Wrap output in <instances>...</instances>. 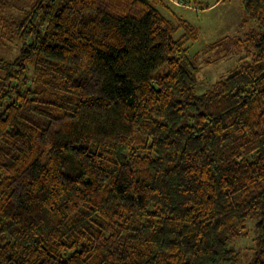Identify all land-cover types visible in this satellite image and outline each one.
<instances>
[{"label":"trees","instance_id":"1","mask_svg":"<svg viewBox=\"0 0 264 264\" xmlns=\"http://www.w3.org/2000/svg\"><path fill=\"white\" fill-rule=\"evenodd\" d=\"M170 2L0 0V264H264V0L200 93Z\"/></svg>","mask_w":264,"mask_h":264},{"label":"rangeland","instance_id":"2","mask_svg":"<svg viewBox=\"0 0 264 264\" xmlns=\"http://www.w3.org/2000/svg\"><path fill=\"white\" fill-rule=\"evenodd\" d=\"M177 1L180 2L178 6L170 2L175 13L199 29L198 39L187 46L190 56L194 57L198 53L201 69L198 74L197 91L200 93L239 63V58L245 52H239L235 39L251 31L254 25L244 11L242 0H198L191 2L190 5L182 0ZM10 13L16 14L15 11H11L4 15L9 16ZM224 37L226 44L214 46ZM209 46L215 49H208ZM0 54L13 58L17 50L15 46L4 48L0 50ZM248 227L245 234L234 240L235 247L242 253L243 262L248 261L254 247L253 224H249Z\"/></svg>","mask_w":264,"mask_h":264},{"label":"built area","instance_id":"3","mask_svg":"<svg viewBox=\"0 0 264 264\" xmlns=\"http://www.w3.org/2000/svg\"><path fill=\"white\" fill-rule=\"evenodd\" d=\"M175 4H177V5H178V4H180V2H175Z\"/></svg>","mask_w":264,"mask_h":264}]
</instances>
